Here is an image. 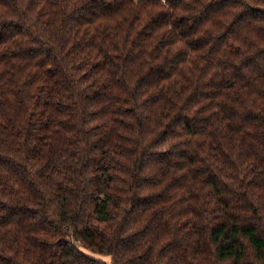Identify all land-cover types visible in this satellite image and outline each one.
Wrapping results in <instances>:
<instances>
[{
  "label": "trees",
  "instance_id": "trees-1",
  "mask_svg": "<svg viewBox=\"0 0 264 264\" xmlns=\"http://www.w3.org/2000/svg\"><path fill=\"white\" fill-rule=\"evenodd\" d=\"M0 264H264V0H0Z\"/></svg>",
  "mask_w": 264,
  "mask_h": 264
},
{
  "label": "rangeland",
  "instance_id": "rangeland-1",
  "mask_svg": "<svg viewBox=\"0 0 264 264\" xmlns=\"http://www.w3.org/2000/svg\"><path fill=\"white\" fill-rule=\"evenodd\" d=\"M103 260H106V261H108V260H110L109 258H107V257H101Z\"/></svg>",
  "mask_w": 264,
  "mask_h": 264
}]
</instances>
